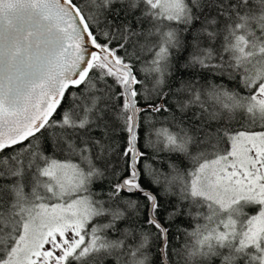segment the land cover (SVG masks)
Listing matches in <instances>:
<instances>
[{"label": "snow or ice", "instance_id": "1", "mask_svg": "<svg viewBox=\"0 0 264 264\" xmlns=\"http://www.w3.org/2000/svg\"><path fill=\"white\" fill-rule=\"evenodd\" d=\"M109 261L264 264V0H0V264Z\"/></svg>", "mask_w": 264, "mask_h": 264}, {"label": "trees", "instance_id": "2", "mask_svg": "<svg viewBox=\"0 0 264 264\" xmlns=\"http://www.w3.org/2000/svg\"><path fill=\"white\" fill-rule=\"evenodd\" d=\"M187 51H185L182 56L180 57L181 60L184 59V57L187 56ZM217 83H224L225 86L229 87V88H232V87H235L234 84H229L227 80H224V81H216ZM119 89H117L118 91ZM69 91H78L77 89H70ZM71 106V97L68 93L65 94V99L64 101L62 102L60 108L57 109V112L54 114V118L55 119H60L61 117V114ZM145 129H142L141 130V139H140V148L142 151H147L149 156L152 155V152L150 149H146L144 147V135H145ZM126 138V134H121L119 137H117V139L119 140L120 142V150L122 151L123 148L125 147V144H124V139ZM27 143V142H25ZM47 146V145H46ZM162 158H163V154H162ZM173 160H175L176 163L180 164L181 167H185V166H188L187 165V162L186 161H183L182 158H178L177 156H173L172 157ZM151 162V161H149ZM156 167H164L163 165H156ZM166 170V169H165ZM160 194V193H158ZM132 199H137V200H140L143 202V197L138 194V195H133L131 197ZM160 199H161V203L165 206V208H169L172 204H175L176 203V197L174 196H170V197H167L165 198L162 194H160ZM252 211V210H251ZM177 225L179 226H182V227H190V221L188 219H186L185 217H179L175 220L174 223L170 224L169 227L171 228V233H170V247H179L180 243L182 241H177L174 239V237L176 235H179V233H177L176 229H177ZM159 248V241L155 242L154 246L150 249L152 255H153V259L154 261L158 260V252H157V249ZM109 264H111V261H109Z\"/></svg>", "mask_w": 264, "mask_h": 264}, {"label": "rangeland", "instance_id": "3", "mask_svg": "<svg viewBox=\"0 0 264 264\" xmlns=\"http://www.w3.org/2000/svg\"><path fill=\"white\" fill-rule=\"evenodd\" d=\"M251 210H252L253 212L255 211L254 209H251ZM251 210H250V211H251Z\"/></svg>", "mask_w": 264, "mask_h": 264}, {"label": "water", "instance_id": "4", "mask_svg": "<svg viewBox=\"0 0 264 264\" xmlns=\"http://www.w3.org/2000/svg\"><path fill=\"white\" fill-rule=\"evenodd\" d=\"M139 193H136V195H138Z\"/></svg>", "mask_w": 264, "mask_h": 264}]
</instances>
